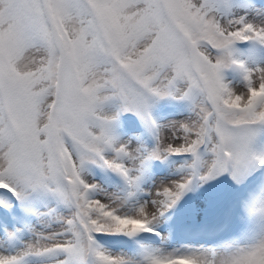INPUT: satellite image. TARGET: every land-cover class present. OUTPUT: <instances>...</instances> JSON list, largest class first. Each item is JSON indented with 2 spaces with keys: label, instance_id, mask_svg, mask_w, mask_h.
<instances>
[{
  "label": "snow or ice",
  "instance_id": "snow-or-ice-1",
  "mask_svg": "<svg viewBox=\"0 0 264 264\" xmlns=\"http://www.w3.org/2000/svg\"><path fill=\"white\" fill-rule=\"evenodd\" d=\"M164 98L188 101L189 115L158 123L151 109ZM129 112L151 146L116 132ZM171 156L187 159L146 190L152 162ZM92 166L120 189L89 182ZM258 169L257 0H0V208L15 211L11 194L25 220L0 236V264H264V177L242 201L255 220L245 233L176 247L157 231L189 191L218 177L245 185ZM49 198L55 206L36 211ZM34 211L38 227L26 219ZM144 233L159 244L136 239ZM98 236L132 238L134 249L114 253Z\"/></svg>",
  "mask_w": 264,
  "mask_h": 264
},
{
  "label": "rangeland",
  "instance_id": "rangeland-1",
  "mask_svg": "<svg viewBox=\"0 0 264 264\" xmlns=\"http://www.w3.org/2000/svg\"><path fill=\"white\" fill-rule=\"evenodd\" d=\"M260 5V4H258ZM262 5V4H261ZM231 79V76L229 77ZM236 87H240L238 80L234 81ZM190 105L186 100L172 99V98H164L154 103L151 109V115L154 120H156L160 124H166L169 121L173 120H183L185 117L189 115ZM128 116H133L140 121V125L137 128L132 129L134 131H127L122 128L123 122L122 119ZM139 128V129H138ZM116 132L123 139L132 138V137H140L147 145L151 146L154 143L153 136L151 130L145 125V123L135 114L133 113H123L119 117L116 122ZM176 156L172 158L169 157L167 161H154L152 162L148 172L145 175V183L144 187L146 190L151 191L156 186H158L161 182H167L169 179L173 178V173H176L178 169L182 166L187 157L181 160H175ZM259 169L256 171V173ZM86 178L89 182H94L101 184L105 187L109 192H115L120 189L121 182L119 177H117L114 173L105 171L100 169L97 166H92L88 172L86 173ZM252 179V177L250 178ZM249 179V180H250ZM245 186V185H244ZM243 185L237 186L234 185L227 177H218L216 180L210 181L206 184H202L199 187L195 188L193 191H189L185 194L184 197L177 203V205L169 210L167 215L171 218L163 219L161 224L158 226L157 231L161 233L162 236H167L171 233V245L179 247L181 245H189L192 247H201V246H211L212 244H204L202 242H190L186 237L178 238L175 235V229L173 227V221L176 222L180 219L183 221L184 217L192 216V219L186 218L183 222L188 225L196 226L195 220L200 218L203 215V219L201 220V226L207 225L213 222L216 219V214L222 213L225 210V203L223 199H226V196L232 193H238V190L244 188ZM240 187V188H239ZM234 188L237 189V192L234 191ZM239 188V189H238ZM232 194V195H233ZM0 195H5V193H0ZM11 200V194H6ZM231 195V196H232ZM50 204L46 206H41L36 211H46L48 207H54L56 202L55 200L49 198ZM228 203V202H227ZM60 210H63L62 208ZM36 211L27 215L26 219L28 223H34L37 227L39 226V217L36 215ZM214 217H213V215ZM194 215V216H193ZM212 215V216H209ZM178 216H180L178 218ZM251 218V219H250ZM177 219V220H176ZM250 221L255 224L254 218L249 217ZM213 220V221H212ZM25 220L19 218L18 222L16 219V225L13 226V230L24 227ZM11 228V229H12ZM243 226L240 223L237 229H242ZM7 228V230H11ZM11 230V231H13ZM243 231L239 235L245 233ZM150 236L151 233H144L141 236ZM238 235V236H239ZM1 236V233H0ZM180 237V236H179ZM99 240L110 242L116 239H130L128 237H113V236H98ZM140 240V239H139ZM184 241V242H182ZM160 242V241H159ZM159 242L154 244H159ZM149 243V242H147ZM112 251V249H111ZM114 253H128L125 250L113 251Z\"/></svg>",
  "mask_w": 264,
  "mask_h": 264
}]
</instances>
